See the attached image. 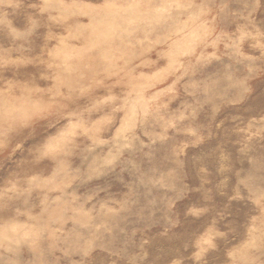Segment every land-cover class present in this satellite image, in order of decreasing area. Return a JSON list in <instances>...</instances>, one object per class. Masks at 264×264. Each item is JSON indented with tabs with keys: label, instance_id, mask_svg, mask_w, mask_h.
I'll return each instance as SVG.
<instances>
[{
	"label": "rangeland",
	"instance_id": "1",
	"mask_svg": "<svg viewBox=\"0 0 264 264\" xmlns=\"http://www.w3.org/2000/svg\"><path fill=\"white\" fill-rule=\"evenodd\" d=\"M0 264H264V0H0Z\"/></svg>",
	"mask_w": 264,
	"mask_h": 264
},
{
	"label": "bare ground",
	"instance_id": "2",
	"mask_svg": "<svg viewBox=\"0 0 264 264\" xmlns=\"http://www.w3.org/2000/svg\"><path fill=\"white\" fill-rule=\"evenodd\" d=\"M157 15V14H156ZM162 17V16H161ZM161 19V18H160ZM160 21V20H159ZM197 36V35H196Z\"/></svg>",
	"mask_w": 264,
	"mask_h": 264
}]
</instances>
